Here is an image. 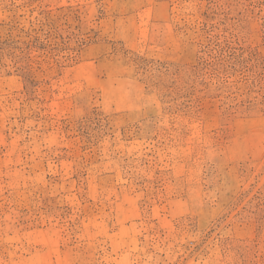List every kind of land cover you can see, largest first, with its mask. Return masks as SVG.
Masks as SVG:
<instances>
[{
    "label": "rangeland",
    "instance_id": "1",
    "mask_svg": "<svg viewBox=\"0 0 264 264\" xmlns=\"http://www.w3.org/2000/svg\"><path fill=\"white\" fill-rule=\"evenodd\" d=\"M0 264H264V0H0Z\"/></svg>",
    "mask_w": 264,
    "mask_h": 264
}]
</instances>
